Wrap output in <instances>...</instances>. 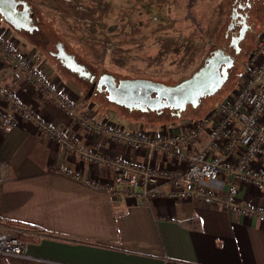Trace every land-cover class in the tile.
<instances>
[{"label": "crops", "instance_id": "obj_1", "mask_svg": "<svg viewBox=\"0 0 264 264\" xmlns=\"http://www.w3.org/2000/svg\"><path fill=\"white\" fill-rule=\"evenodd\" d=\"M41 69L72 98L75 115H86L96 126L120 124L112 119L110 108L91 105L84 93L67 83L61 86L52 69L42 65ZM0 73L23 106L62 132L79 151L95 150L133 166L186 169L183 153L188 148H180L181 156L175 159L149 148H130L106 133L87 130L76 116L41 96L24 75L5 66L1 56ZM218 105L168 126L179 132ZM132 126L125 127L126 131L139 129L137 123ZM208 139L203 133V143ZM252 167L264 173V156ZM232 182L238 188V201L264 208V189L230 178L216 184L222 197ZM112 183L110 169L50 140L35 122L23 120L12 103L0 96V218L8 226L27 231L30 255L0 256V264H264V223L198 198L115 199L108 190ZM160 184L166 192L173 191L165 182Z\"/></svg>", "mask_w": 264, "mask_h": 264}, {"label": "rangeland", "instance_id": "obj_2", "mask_svg": "<svg viewBox=\"0 0 264 264\" xmlns=\"http://www.w3.org/2000/svg\"><path fill=\"white\" fill-rule=\"evenodd\" d=\"M22 1L37 11L34 20L38 34L18 32L0 16V38L19 49L41 71V65L52 69L61 86L67 83L68 87L84 93L91 105L110 108L112 119L124 131L137 123L139 129L131 132L157 125L149 121L156 119V114H131L109 103L105 96L96 94L95 87L81 82L78 74L88 78L91 73L96 74L97 79L106 74L121 80L147 79L171 85L192 77L207 58L222 49L235 59V65L220 92L201 103L199 111L205 114L240 84L257 35L264 28L262 13L246 39L245 50L235 56L229 39L224 37L230 23L232 0ZM50 40L58 42L53 45ZM51 52L59 57L51 56ZM70 59L81 67V73H68V68H64ZM188 108L182 118L199 116V111ZM172 112L165 110L158 121L166 125L175 121Z\"/></svg>", "mask_w": 264, "mask_h": 264}, {"label": "built area", "instance_id": "obj_3", "mask_svg": "<svg viewBox=\"0 0 264 264\" xmlns=\"http://www.w3.org/2000/svg\"><path fill=\"white\" fill-rule=\"evenodd\" d=\"M0 56L5 66L24 75L26 82L41 96L54 100L76 116L87 130L106 133L113 141L130 148H149L173 159L181 156L180 148L189 149L183 153L186 169L180 171L133 166L123 158L107 157L95 150L79 151L62 132L23 106L15 92L7 87L6 76L0 73V96L12 103L23 120L35 122L50 140L75 151L88 162L111 170L113 183L108 190L115 199L164 195L179 200L198 198L205 204L221 205L238 216L264 223V208H253L238 201V188L233 182L223 197L216 185L221 179L230 178L264 189V173L252 167L264 156V28L257 35L240 84L212 112L192 120L179 132L166 124L129 133L117 124L96 126L86 115H75L72 100L52 84L31 59L24 57L19 49L3 38H0ZM205 132L209 139L203 143ZM216 149L218 152L215 153ZM160 182L171 186L173 191L166 192ZM86 184L93 185L91 181H86ZM27 236L25 229L8 226L0 218V256L30 258L24 240Z\"/></svg>", "mask_w": 264, "mask_h": 264}, {"label": "water", "instance_id": "obj_4", "mask_svg": "<svg viewBox=\"0 0 264 264\" xmlns=\"http://www.w3.org/2000/svg\"><path fill=\"white\" fill-rule=\"evenodd\" d=\"M22 5L24 10L19 12L14 0H0V16L16 28L17 23L28 27L30 21L28 6L25 2ZM234 65L235 59L219 49L206 59L205 64L192 77L174 85L147 79H126L117 85L116 78L106 74L102 76L101 81L106 80L108 100L112 104L129 109L140 104L144 112L169 108L178 111L177 115L181 118L188 107L198 108L203 99L220 92L228 81L229 71ZM66 68L73 72H82L81 67L71 59ZM153 94L156 96L153 97Z\"/></svg>", "mask_w": 264, "mask_h": 264}, {"label": "flooded vegetation", "instance_id": "obj_5", "mask_svg": "<svg viewBox=\"0 0 264 264\" xmlns=\"http://www.w3.org/2000/svg\"><path fill=\"white\" fill-rule=\"evenodd\" d=\"M14 1L18 5L17 6L18 11L22 12L24 10V7L22 5L23 1L22 0H14ZM27 6H28V11H29V19H30L28 23V27H24L22 26L23 24H20V23L16 24L18 26L17 28L12 24L10 25L18 32H24L28 35L35 36L38 34V31H39L38 29L39 27L36 26L35 20H34V16H37V11L33 9L32 6L29 4ZM231 8L232 10L230 13V23L228 25L227 32H225V36H226V39H229L230 41V46H231L233 55L238 56L240 55V53H242L245 50L244 47H245L246 39L248 35L250 34L251 30H253L255 22L258 21L261 14L264 13V0H232ZM231 34L232 36L230 37ZM51 56L57 57L58 54L51 52ZM60 62L62 63V65H64L62 61ZM72 73H75V72L72 71ZM78 76L79 78H81V80L79 79L81 82L91 85L92 88L95 87V91L97 92L96 94H101L108 99L106 80L102 82L101 81L102 77L97 79L96 74H92V73H91V77L89 78L84 77V76L81 77L79 74ZM115 78H116L115 82L118 85L121 79L118 77H115ZM155 96L156 95L153 94V97ZM136 106H137L136 108H132V109H129L126 107H123V109L128 110L131 114L133 113H140V114L146 113L147 114L148 112H154V113L158 112L160 113L159 115H162V114L165 115V110L171 111V109L167 108V109H163L160 111L149 110L147 112H144L141 109L140 104ZM176 112L178 113V111Z\"/></svg>", "mask_w": 264, "mask_h": 264}, {"label": "trees", "instance_id": "obj_6", "mask_svg": "<svg viewBox=\"0 0 264 264\" xmlns=\"http://www.w3.org/2000/svg\"><path fill=\"white\" fill-rule=\"evenodd\" d=\"M224 37L226 38V36H225V34H224ZM227 40V39H226ZM51 41V40H50ZM58 41L56 40V41H51V43L53 44V45H55V43H57ZM223 44V43H222ZM226 48V47H225ZM230 48H231V46H230ZM64 67V66H63ZM65 69H66V67H64ZM67 71H68V73H71L72 71H70L69 69H66ZM78 79H80L81 80V78H79V76H78ZM174 84H177V83H174ZM174 84H171V85H174ZM97 93V92H96ZM204 100V99H203ZM203 100L201 101V103L203 102ZM108 102L110 103V101L108 100ZM192 107V106H191ZM200 107H201V104L199 105V107L198 108H193L192 107V110L194 111V112H198L199 110H200ZM215 107V106H214ZM175 111V110H174ZM201 111V110H200ZM200 111L198 112V115L199 114H201L200 113ZM176 112V111H175ZM175 112H173L171 115H172V117H176V120H179L180 119V117H178V113L176 112V114H175ZM154 113V112H153ZM154 114H156V119L155 118H153V119H150L149 121L150 122H156V123H158V124H163V123H160L159 121H158V119H159V117L161 116V115H159L160 113H158V112H156V113H154ZM172 122H174V121H172ZM157 124V125H158ZM164 124H166V123H164ZM169 124V123H168ZM15 224H17V225H22V226H26V225H23V224H20V223H15ZM26 227H28V228H30L31 230H34V231H38L36 228H34V227H30V226H26Z\"/></svg>", "mask_w": 264, "mask_h": 264}]
</instances>
